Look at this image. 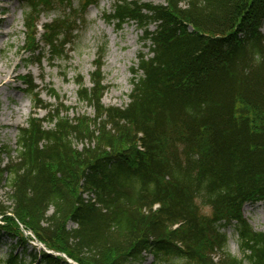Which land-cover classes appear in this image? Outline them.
<instances>
[{
    "label": "trees",
    "instance_id": "16d2710c",
    "mask_svg": "<svg viewBox=\"0 0 264 264\" xmlns=\"http://www.w3.org/2000/svg\"><path fill=\"white\" fill-rule=\"evenodd\" d=\"M112 1L108 21L136 23L150 43L133 69L130 102L103 104V53L91 87L78 81L93 119L70 118L62 102L42 104L29 76L23 84L48 115L29 117L17 149H3L9 161L0 162V187L11 204L0 201V236L25 245L23 229L30 231L80 264H140L147 256L155 264H264V233L243 213L264 205V0ZM24 2L28 27L46 4ZM80 15L65 9L44 26L52 60L68 53ZM239 103L255 116L239 113ZM90 191L100 206L83 199ZM233 224L240 259L223 231ZM17 248L7 264L27 263ZM30 257L31 264H69L43 250Z\"/></svg>",
    "mask_w": 264,
    "mask_h": 264
},
{
    "label": "rangeland",
    "instance_id": "374dc122",
    "mask_svg": "<svg viewBox=\"0 0 264 264\" xmlns=\"http://www.w3.org/2000/svg\"><path fill=\"white\" fill-rule=\"evenodd\" d=\"M45 13L41 16L33 10L32 19L26 28V13L30 10L23 0H0V162L8 163V157L4 154V147L17 149L18 130L26 126L29 117L36 114L39 118L47 115L46 110H38L35 106V97L29 95L23 84L32 76L37 90L40 93L41 102L52 105L55 108L60 102L69 110V117L94 118L93 109L78 98V81L82 79L87 87H91V75L94 73L99 56L104 55L102 71L104 85L107 87L103 103L107 107H126L130 98L133 85V69L137 66L138 57L141 54H150V43L143 41L144 34L134 22L118 28L114 20L108 21V17L114 14L112 0H44ZM147 3L152 1L156 5H162L163 0H129ZM69 10L71 13H82L78 21L75 37L68 53L63 58L52 60L48 49H45L41 36L42 26L57 18L61 12ZM38 25L31 28L33 25ZM37 29V31H36ZM156 30L155 26L150 28ZM37 32V35L35 33ZM264 34V26L262 28ZM35 36V37H34ZM35 39L34 41L32 39ZM38 49L33 56L29 51ZM54 89L59 95V100L50 94ZM239 113H248L254 117L255 113L248 110L242 103L238 105ZM260 122H257L259 124ZM47 128L51 127L46 123ZM78 148H82L79 144ZM13 157L16 152H12ZM5 185L0 187V201L7 205L11 203L6 199ZM203 214L210 218L212 211L209 208L202 209ZM244 217L254 231L264 233V205H246ZM233 224L223 229L228 236L229 253L242 258L239 248L238 236ZM70 228L75 225L70 224ZM22 229V228H21ZM23 237H29L27 244H17L16 239H10L5 235L0 236V264H7L8 255L12 247H18L15 253L26 255V264H31L30 255L34 250L43 248L38 239L30 231H24ZM212 239V237H210ZM25 247L27 250H24ZM46 249V246H45ZM48 249V248H47ZM200 250L207 253L206 247ZM66 257L72 264H80L76 258L68 256V252L59 253ZM221 256L219 252L212 254L214 261ZM65 258V259H66ZM138 264V263H136ZM140 264H155L150 256Z\"/></svg>",
    "mask_w": 264,
    "mask_h": 264
}]
</instances>
